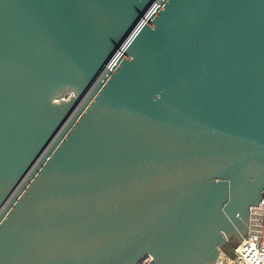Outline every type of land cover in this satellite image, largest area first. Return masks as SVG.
<instances>
[{"label": "water", "instance_id": "95a60500", "mask_svg": "<svg viewBox=\"0 0 264 264\" xmlns=\"http://www.w3.org/2000/svg\"><path fill=\"white\" fill-rule=\"evenodd\" d=\"M264 193V0H0V264H217Z\"/></svg>", "mask_w": 264, "mask_h": 264}, {"label": "built area", "instance_id": "2783aa9c", "mask_svg": "<svg viewBox=\"0 0 264 264\" xmlns=\"http://www.w3.org/2000/svg\"><path fill=\"white\" fill-rule=\"evenodd\" d=\"M248 230L233 254L221 249L217 264H264V193L258 205L251 207Z\"/></svg>", "mask_w": 264, "mask_h": 264}, {"label": "rangeland", "instance_id": "374dc122", "mask_svg": "<svg viewBox=\"0 0 264 264\" xmlns=\"http://www.w3.org/2000/svg\"><path fill=\"white\" fill-rule=\"evenodd\" d=\"M239 242H240V239L238 238V236L237 235H233L231 238H228L226 240V242L224 243L222 248L225 251H228L231 254H233V250L239 244Z\"/></svg>", "mask_w": 264, "mask_h": 264}, {"label": "bare ground", "instance_id": "6f19581e", "mask_svg": "<svg viewBox=\"0 0 264 264\" xmlns=\"http://www.w3.org/2000/svg\"><path fill=\"white\" fill-rule=\"evenodd\" d=\"M262 200V199H261ZM254 209V208H253ZM250 223V222H249ZM249 231V230H248ZM248 233V232H247Z\"/></svg>", "mask_w": 264, "mask_h": 264}]
</instances>
